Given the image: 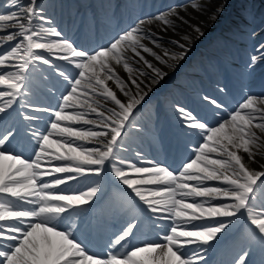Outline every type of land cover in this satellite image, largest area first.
I'll return each instance as SVG.
<instances>
[{
    "label": "snow or ice",
    "instance_id": "6c2138e0",
    "mask_svg": "<svg viewBox=\"0 0 264 264\" xmlns=\"http://www.w3.org/2000/svg\"><path fill=\"white\" fill-rule=\"evenodd\" d=\"M153 21L196 35L165 42ZM203 35L170 8L88 50L39 0H0V264H264V93L174 105L175 166L135 146L137 114Z\"/></svg>",
    "mask_w": 264,
    "mask_h": 264
},
{
    "label": "bare ground",
    "instance_id": "6f19581e",
    "mask_svg": "<svg viewBox=\"0 0 264 264\" xmlns=\"http://www.w3.org/2000/svg\"><path fill=\"white\" fill-rule=\"evenodd\" d=\"M137 0H135L136 2ZM143 1V0H140ZM145 6L150 5L152 2L156 3L160 0H147ZM88 4L90 7L88 14H93V10H100L103 13L106 11H112L114 9L113 2L110 1L109 3L103 4L101 0H89ZM199 6L198 8H193L187 6H183L182 8H175V11H188V13H184V19L188 21L192 25H197L201 28L204 35L198 39H194L193 42L190 44V52L188 53L187 59L180 65V67L175 71V73L170 74L169 78L166 79L158 88L154 89L152 93H150L148 99L146 100L145 104L150 100H153L154 97H158L161 95L163 90L161 88L163 86L167 87L171 84V81L174 78H177L179 75L185 73V70L191 71L193 75H197L199 70L202 67V62L197 58L198 55H204V49L206 47L208 49L212 48L213 51L217 52L220 50H225L226 46L229 45L228 43L220 45V40H216L217 37H220V32H232V24L230 20H238V23H241L239 19H237V15L241 14L244 15L245 21H249L250 28L247 29L246 34H241L234 30L233 38H239L240 36L243 37L247 42H253L259 32H263V30L259 31V28L262 24H259L257 27L254 26V22L257 18L263 19L264 18V11L259 13L260 5L264 6V0H202L201 2H196ZM39 5L44 9V14L50 17L56 27H58V22L61 20V17L64 16L65 6H60L55 13V8L53 4H49L48 0H39ZM78 8V7H77ZM136 12L140 11V7H134ZM85 10V9H84ZM83 10V11H84ZM56 15H55V14ZM124 14V12L122 11ZM163 13V12H162ZM54 14V15H53ZM56 16V17H55ZM119 16H117V19ZM150 18V17H149ZM259 19V20H260ZM105 23L111 24L109 21L105 20ZM264 23V22H263ZM253 24V25H252ZM257 24V23H256ZM242 25V23L240 24ZM245 25V24H243ZM242 25V28H245ZM112 26V25H111ZM152 28L154 32H157L163 40L166 42L169 39H178L179 34H190L195 37V33H193L192 29L189 27L188 24H183L179 28H177L176 32H173L171 28L167 32L163 31L162 29L165 27L159 21H153L151 24L148 25ZM114 30V26L111 27ZM255 31L256 35L253 36L252 33ZM261 37L264 36V33L259 34ZM73 41V40H72ZM213 42V43H212ZM264 42V41H262ZM167 47H172L171 44H166ZM248 50L250 48H247ZM157 51H159L157 49ZM208 58V61H212L214 58L209 55H205ZM151 59V57H148ZM194 69V70H193ZM119 73L121 76H126L122 67L118 68ZM227 76H225V80L233 79L236 85L242 90L244 93H248L249 86L256 79L258 75H264V61L259 62L252 68L250 71H246L243 66H239L238 63L233 64V66L229 67L226 71ZM256 75V76H255ZM183 77V76H182ZM183 79H187V77H183ZM191 80V79H188ZM173 92V91H172ZM255 93H264L263 91H257ZM229 94V93H227ZM162 97V96H161ZM180 140H173L170 137L160 138L159 141H162V144L159 145L163 148V151H168L177 147V144L185 143L186 137L181 136ZM164 139V140H163ZM171 142V144H170ZM154 144V145H153ZM152 146H155L156 143L153 142ZM252 167L257 168L258 165L253 164Z\"/></svg>",
    "mask_w": 264,
    "mask_h": 264
},
{
    "label": "rangeland",
    "instance_id": "374dc122",
    "mask_svg": "<svg viewBox=\"0 0 264 264\" xmlns=\"http://www.w3.org/2000/svg\"><path fill=\"white\" fill-rule=\"evenodd\" d=\"M201 2L202 0H168L167 2H160L159 5H156L155 7H151L149 10L147 11H144V12H148L145 17H154L156 14L158 13H166L170 8L171 9H175V8H182L183 6H189V7H192L193 4H196V2ZM260 10H259V13H261L262 11H264V6L260 5ZM153 12V13H152ZM179 15L180 16H184V13H188V11H178ZM239 18H241V20L244 22L245 21V18H243L241 15H237ZM174 19V18H173ZM232 22H234L232 20ZM236 22V23H235ZM233 23V26L241 29L242 28V25L240 24H237V21H235ZM247 24V23H246ZM248 25V24H247ZM262 29V28H261ZM221 35H228L226 33H221ZM242 51H244L245 49L242 47L241 49ZM254 53H249V56L252 55V54H256L255 50L253 51ZM201 57V56H200ZM223 59H226V57L223 55L221 56ZM203 58V57H202ZM206 60V59H205ZM207 64V62H206ZM257 88H259L260 90L264 91V82H262V84L259 83V85H257ZM243 97V94L242 93H236L234 94V97H233V102L232 105H234L237 101H240L241 98ZM236 100V101H235ZM45 103L47 102V99H45L44 101ZM55 102V101H53ZM149 104V103H148ZM146 104V105H148ZM154 104V102L152 103ZM145 105V106H146ZM231 105V104H229ZM140 113V112H139ZM138 116V115H137ZM186 156V153H184L182 156H181V159Z\"/></svg>",
    "mask_w": 264,
    "mask_h": 264
}]
</instances>
